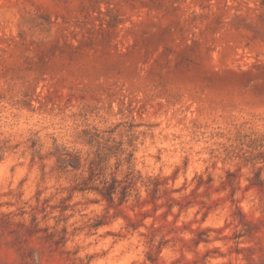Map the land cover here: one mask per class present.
<instances>
[{"label":"rangeland","instance_id":"obj_1","mask_svg":"<svg viewBox=\"0 0 264 264\" xmlns=\"http://www.w3.org/2000/svg\"><path fill=\"white\" fill-rule=\"evenodd\" d=\"M0 264H264V0H0Z\"/></svg>","mask_w":264,"mask_h":264},{"label":"trees","instance_id":"obj_2","mask_svg":"<svg viewBox=\"0 0 264 264\" xmlns=\"http://www.w3.org/2000/svg\"><path fill=\"white\" fill-rule=\"evenodd\" d=\"M107 148V147H106ZM111 148H107V150H110ZM111 154V153H110ZM101 153L97 154V159L98 161L104 162L106 159L110 158L109 154H103V156H101ZM63 159L65 161H74L75 165L70 166L72 170H78L79 167V157L75 154H70V153H64L63 154ZM104 160V161H103ZM66 168V167H65ZM129 169V168H128ZM132 172H128L125 176H124V180L123 181H117L114 178H111L110 181H102L103 184V189H104V193L97 191V193H99L106 201L111 202L112 201V195L114 194V192L116 191V189L119 187L120 191V198L124 199L127 195L128 192L130 190L131 185H134L136 183V181L133 179V176L131 175ZM90 176H92V174H90ZM151 181L152 185H153V190L155 191L157 185H156V181L155 180H149ZM144 184V183H143ZM148 186V185H145Z\"/></svg>","mask_w":264,"mask_h":264}]
</instances>
